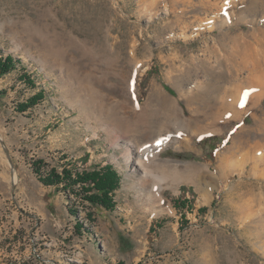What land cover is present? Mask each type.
Listing matches in <instances>:
<instances>
[{"label":"rangeland","instance_id":"rangeland-1","mask_svg":"<svg viewBox=\"0 0 264 264\" xmlns=\"http://www.w3.org/2000/svg\"><path fill=\"white\" fill-rule=\"evenodd\" d=\"M239 1L0 0V54L37 85L24 70L0 80V264H264V74L231 80L217 66L264 54V38L218 51L221 30L200 28L217 10L168 18L174 3L226 12L237 2L231 35L264 28V8L251 15ZM161 135L164 201L150 205L129 156ZM37 161L43 174L112 165L116 209L45 186Z\"/></svg>","mask_w":264,"mask_h":264},{"label":"bare ground","instance_id":"bare-ground-1","mask_svg":"<svg viewBox=\"0 0 264 264\" xmlns=\"http://www.w3.org/2000/svg\"><path fill=\"white\" fill-rule=\"evenodd\" d=\"M241 1L242 0H240L238 2V4H240ZM247 1L248 0H246L245 2L247 3ZM236 3L237 2H234L230 6L232 8L234 6V9H235V8H237V5H235ZM179 7L180 6L178 4L176 7L175 3L172 5L173 10H170L169 17H168L169 19L173 18V19H176L177 22H179L180 19H183V20L186 19V16L189 14L193 15L192 17H196V15H198V14H204V13H210V12L213 13L214 10H217L219 12L218 18H212L209 23L207 22L206 25L200 26L201 29L203 28L201 31H203V30L205 31V29L207 27V29L211 30V33H214V31L217 29L221 30V32L218 36V40H216V42L220 41V42L225 43L227 45V41L230 40L231 43L238 44V46H240V44H242L248 50L247 46L250 43L249 41H247L248 37H252L253 41H255L257 43H259L261 41L260 37H258L257 34H259V36L264 38V28L252 29L250 34L240 32L239 34L231 35V32H232L231 30L233 29L232 27L236 25L232 14L230 15V13H228L229 10H231V7L229 10L226 11L227 13L225 11H223L225 9H223V10L221 9L219 11L218 7L214 4L211 5V8H213V9L195 5V6H191L190 11L189 10L179 11ZM258 8H264V0H250L249 4L244 9H245V11H247V13H249L251 15L258 16L259 15L257 13ZM222 12L225 13V15H222L223 14ZM192 17H190V18H192ZM240 20L244 21L241 18L237 19V21H240ZM263 20H264V18H263ZM252 22H253V20L250 21L251 24H252ZM258 22H259V20H258ZM178 26H180V25H178ZM192 27H194V26H192ZM187 28H188V26H185V30ZM207 32H208V30H207ZM228 45L227 46L222 45L221 48H219V50L217 48L210 47L211 49L208 50L207 52H210V53L212 52V54H215L217 52V50L223 51L224 49H227ZM206 48H208V47H206ZM235 52L232 53L234 58H236V54H234ZM225 55L228 56V54H225ZM217 57L219 58V56H217ZM227 59L229 60V61L227 60V62L228 63L230 62L229 64H227L225 61L226 59L224 60L223 58H221L217 61V66L220 69V70H218V73L225 77V74L223 73L224 71L221 69V67H223L222 63L224 62L226 67L228 68V70H226L225 73H227V77L230 78L231 80H237L243 71L248 72L247 73L248 77H250L252 75H255L254 77H256V74H258V73L264 74V54L263 53L261 54L260 52H254V54H252V55H247V53H245V58L241 62H238L235 59H231V57L230 58L227 57ZM200 66H201V64H200ZM261 76L264 77V75H261ZM257 77H258V75H257ZM253 81L254 80H252V82ZM216 85H217V83L211 84L207 87L206 90L203 91V93L206 95L204 100H207V101L210 100V99H207V97H208L207 95H209V93L212 90H214V91L216 90ZM179 93H180V96L183 97V93L180 91H179ZM177 125L179 127H177L176 132H181L185 128V126L183 124L182 125L177 124ZM114 127H116V126H114ZM168 138H169V136H166V135L158 136V137L154 138L153 141H148V143L137 147L136 154L133 152V150H131V154L129 156V161L134 164V172H138L139 170H143V175H144L143 177L144 178H143V180L140 179L139 183H141L140 188L144 191V193H146L145 201L150 205L151 204L153 205V203L160 204V203H162V201H164V198L162 197L163 186L160 183H162L164 181L162 171L166 167V165L164 163L159 162L158 161L159 159L155 160L156 157H155L154 153L156 150H160L166 144V142L168 141ZM154 164H156V170L150 171L151 165H154Z\"/></svg>","mask_w":264,"mask_h":264},{"label":"trees","instance_id":"trees-1","mask_svg":"<svg viewBox=\"0 0 264 264\" xmlns=\"http://www.w3.org/2000/svg\"><path fill=\"white\" fill-rule=\"evenodd\" d=\"M19 70H24L25 72L22 74L21 80L31 89L37 88L35 79L29 74L27 69H24L20 60L16 59L13 55L4 56L0 54V80ZM165 88L173 94V91L168 87ZM44 99L45 92L41 90L36 96L29 99L27 103L20 104L18 112L26 113L31 108L40 104ZM43 165V161L33 163V171L38 176L39 181L45 186L55 187L59 191H72L75 195L81 196L83 202L95 208L100 207L108 211L116 209L115 194L121 187V177L112 165L100 166L92 171L82 173L68 169H64L63 172L52 169L47 174H43L42 172ZM177 204L179 207H185L182 201H179ZM74 214H77V211Z\"/></svg>","mask_w":264,"mask_h":264},{"label":"snow or ice","instance_id":"snow-or-ice-1","mask_svg":"<svg viewBox=\"0 0 264 264\" xmlns=\"http://www.w3.org/2000/svg\"><path fill=\"white\" fill-rule=\"evenodd\" d=\"M245 95H247V94H245Z\"/></svg>","mask_w":264,"mask_h":264}]
</instances>
